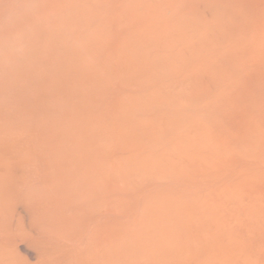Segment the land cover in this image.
<instances>
[{
  "label": "bare ground",
  "instance_id": "bare-ground-1",
  "mask_svg": "<svg viewBox=\"0 0 264 264\" xmlns=\"http://www.w3.org/2000/svg\"><path fill=\"white\" fill-rule=\"evenodd\" d=\"M0 264H264V0H0Z\"/></svg>",
  "mask_w": 264,
  "mask_h": 264
}]
</instances>
